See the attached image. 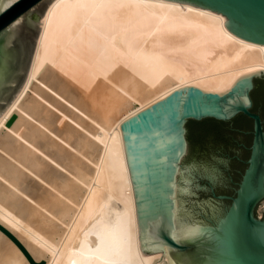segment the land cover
Returning a JSON list of instances; mask_svg holds the SVG:
<instances>
[{
	"label": "bare ground",
	"instance_id": "6f19581e",
	"mask_svg": "<svg viewBox=\"0 0 264 264\" xmlns=\"http://www.w3.org/2000/svg\"><path fill=\"white\" fill-rule=\"evenodd\" d=\"M226 22L164 0L49 5L25 85L0 117V225L35 261L163 262L164 252L141 250L121 125L181 88L221 93L264 70V45L241 39ZM35 179L62 198L43 193L44 185L39 192ZM186 182L180 187L177 177L175 185L173 232L181 241L191 229L217 230L181 219ZM0 264H30L1 230Z\"/></svg>",
	"mask_w": 264,
	"mask_h": 264
},
{
	"label": "water",
	"instance_id": "95a60500",
	"mask_svg": "<svg viewBox=\"0 0 264 264\" xmlns=\"http://www.w3.org/2000/svg\"><path fill=\"white\" fill-rule=\"evenodd\" d=\"M53 1L0 0V117L27 79L46 10ZM164 1L220 13L232 33L264 45V0ZM263 82L264 70H255L221 93L184 87L121 125L144 256L164 252L161 264H264V218L256 216L264 200V126L260 115L251 111V93L255 84ZM258 110L264 112L259 106ZM241 114L253 120V141L236 197H219L232 205L216 223L207 220L210 225L204 226L217 229L214 233L191 229L190 240L181 241L173 232L174 197L188 152L186 125L191 120L230 122ZM0 230L30 264H44L36 262L13 233L1 225Z\"/></svg>",
	"mask_w": 264,
	"mask_h": 264
},
{
	"label": "rangeland",
	"instance_id": "374dc122",
	"mask_svg": "<svg viewBox=\"0 0 264 264\" xmlns=\"http://www.w3.org/2000/svg\"><path fill=\"white\" fill-rule=\"evenodd\" d=\"M30 67H31V64H30ZM52 110L55 112L54 108ZM55 113L59 114L57 110ZM23 115L26 116L27 114L23 113ZM27 116L25 118L29 120L32 119V118L30 119L29 115ZM36 122L37 121H35L34 123ZM69 123H72V122L69 121ZM197 123L198 121H194V120L187 123L186 128H187L188 137H191L192 132H193L191 130V125L197 124ZM58 125L59 124H57V127H59ZM250 130L251 131L253 130L252 126L250 127ZM252 137L253 136L251 134L249 139L246 138L247 139L246 140L244 138H241V141H243L244 143H247L246 141L251 142ZM249 144L251 145V143ZM214 146L215 145H213L208 151L206 150L201 151L197 149L195 145H189L187 155L182 160L183 169L181 171V175L178 177L179 182H180L179 186L185 187L184 186L185 183L187 184L186 179L189 181L188 183H190L191 185L190 192L188 193L178 192L180 208L183 207L181 208V213H180V217L183 221H186L192 224L197 223V224H202V225H210V223L207 220H212L213 222L216 223L220 217H223L226 211L232 205V201L225 200V199H219V198H213L211 193L214 190L222 191L223 189L224 190L232 189V194H235L234 197H236V191L239 188V183L242 180V175L244 173L246 166L244 163H234V165L232 164L230 167L228 160L224 159L223 157H222L223 159H218V156L216 154V151L218 150V148ZM68 151L70 153L72 152L75 153V150L73 151V149H69ZM242 153H241V160H244V161L247 160L248 157L244 153L243 154ZM61 171H63L64 174H68V172L66 173L64 170H61ZM231 178L234 180V183L236 184L231 183L232 182ZM35 181L36 182H34L35 184L33 187L40 190L39 192L42 193V191L45 190L44 186H46L47 188L45 192L43 193H48V191H50L49 193L53 192L52 195L62 198V196L59 195L60 193H57L56 190L54 192L53 190L54 188L52 187L48 188L49 186L44 185V183H42L41 181L37 179H35ZM36 185H39V186L37 187ZM40 186H42L44 190H42V187L40 188ZM256 216L258 218H264V200L258 205L256 209ZM17 240L19 241L18 238ZM20 243L23 245L22 242ZM23 247L25 248L24 245ZM41 262L42 261L38 263H41Z\"/></svg>",
	"mask_w": 264,
	"mask_h": 264
},
{
	"label": "flooded vegetation",
	"instance_id": "af4514ba",
	"mask_svg": "<svg viewBox=\"0 0 264 264\" xmlns=\"http://www.w3.org/2000/svg\"><path fill=\"white\" fill-rule=\"evenodd\" d=\"M256 101L258 102L259 109L261 108L264 110V83L259 86ZM258 112H260V110H258ZM251 126L253 129V123L246 119H240L236 122L230 121L218 123L209 121L208 119L198 121L197 124L191 125V130L193 131L191 137H188L187 133L188 147L189 145H195L196 148L201 151H208L213 145H215L214 147L218 148L216 151L218 159L224 158L228 160L230 167L232 164L234 165V163H244L247 168V161L251 154L253 137L252 141H246L247 143L241 141V138L249 139L251 134L253 136V130H250ZM249 143H251V145ZM242 152L248 157L245 161L241 160ZM231 181V183L236 184L232 178ZM211 195L213 198L235 196V194H232V189H223L222 191L214 190Z\"/></svg>",
	"mask_w": 264,
	"mask_h": 264
},
{
	"label": "trees",
	"instance_id": "16d2710c",
	"mask_svg": "<svg viewBox=\"0 0 264 264\" xmlns=\"http://www.w3.org/2000/svg\"><path fill=\"white\" fill-rule=\"evenodd\" d=\"M264 83V82H263ZM258 90H259V86L257 84H255V89L252 91L251 93V96H252V99H253V108H252V112L253 113H256V114H259L260 117L262 118L263 120V126H264V112H258V102L256 101V95L258 94ZM264 111V110H263ZM240 119H246L247 121H250L253 123V120H251L250 118H248L247 116L241 114V115H238L237 117H235L232 121H238ZM209 121H214L216 123H218L219 121H215L213 119H208ZM192 121V120H191ZM190 122V121H189Z\"/></svg>",
	"mask_w": 264,
	"mask_h": 264
}]
</instances>
